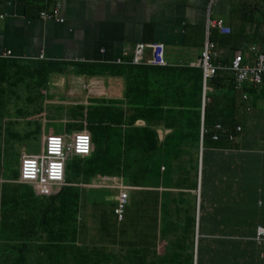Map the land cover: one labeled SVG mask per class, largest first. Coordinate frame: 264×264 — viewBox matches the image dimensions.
I'll use <instances>...</instances> for the list:
<instances>
[{"label": "crops", "instance_id": "crops-1", "mask_svg": "<svg viewBox=\"0 0 264 264\" xmlns=\"http://www.w3.org/2000/svg\"><path fill=\"white\" fill-rule=\"evenodd\" d=\"M52 2L0 0V53L9 51L8 59L18 61L118 64L119 60L120 64H127L136 44L157 42L163 45L168 66H197L205 38L207 0H59L61 24L37 16L39 11L48 10ZM237 6L243 7L248 19H240ZM208 18L221 20L224 30H228L221 34L210 29L208 39L214 32L229 37L217 45L212 43L218 56L212 64L227 65L221 61H230L236 52L242 54L244 62H251L248 48L264 47V0H217ZM148 58L149 50L144 49L142 59ZM72 71L67 68L62 74L50 75L49 91H43L44 102L51 98L62 104L65 115L67 108L87 105L91 100L122 99L121 78L86 77ZM250 105L251 111L244 107V112L251 113L249 117L259 123L251 128L248 123L247 128L264 146V103L257 100L252 109ZM135 125L142 126L143 122ZM155 131L161 138V129ZM260 155L261 162L251 160L240 170L236 152H229V182L238 187L240 173L248 178L264 175V150ZM199 156L200 149L196 188L192 190L132 188L120 176H95L85 184H77L75 238L69 245L83 248L85 253L91 248H103L116 256H147L149 260L151 256H168V264H264V237L259 243L254 240L256 227L264 229V206L257 200L258 189L251 190L254 200L245 206L234 200L227 202L221 197L226 175L205 174L200 198ZM20 184L32 186L38 195L35 185ZM53 190L50 187L47 196ZM120 190L127 193V204L118 221L112 208ZM164 190L168 191V205H164L166 209L160 216L163 206L157 204L158 193ZM134 201L136 204L132 205ZM130 206L134 214L140 215L134 216L132 223ZM69 256L77 255L71 252Z\"/></svg>", "mask_w": 264, "mask_h": 264}, {"label": "trees", "instance_id": "trees-1", "mask_svg": "<svg viewBox=\"0 0 264 264\" xmlns=\"http://www.w3.org/2000/svg\"><path fill=\"white\" fill-rule=\"evenodd\" d=\"M237 14L242 21L248 19L242 6H237ZM223 38L229 37L214 32L208 40L217 45ZM258 50L264 53V47ZM229 62L221 61L222 64ZM67 68L86 77L121 78L122 99L91 100L87 105L67 109L63 133H88L90 151L86 157L70 159L71 164L65 167L64 184L53 186L52 193L37 204L33 212L36 215L29 213L15 218L13 214L20 213L16 196L5 200L0 193V264H26L28 256H35L34 264H168V256H151V260L147 256L117 259L103 248H91L85 253L83 248L70 246L75 238L79 201L76 185L85 184L95 176H120L132 188L192 190L196 188L198 149L200 198L203 197V176L214 177L220 173L226 175L221 193L224 200L245 206L254 200L251 190L258 189L257 200L264 206V175L248 178L238 171V187L229 182V152H236L242 170L251 160L261 162L260 152L264 150L262 142L247 128L248 123L251 128L259 122L249 117L251 113L244 112L229 72L218 70L205 80L201 103L202 73L197 66L0 59V138L8 134L7 115L11 111L18 117L25 114V118L35 120L34 130L23 133L21 138L38 131L48 77L62 74ZM242 91L250 98L251 109L257 100L264 103V76L259 86H244ZM21 94L30 111L18 107ZM137 121L143 125L136 126ZM156 129H161V138ZM16 179L17 173L13 175V180ZM232 187L234 191L229 192ZM5 204L9 206L3 209ZM165 204L168 205V195ZM26 209L21 212L26 213ZM188 222L191 224L192 218ZM27 238L35 240L29 243ZM71 252L77 256H69ZM187 259L190 262V256Z\"/></svg>", "mask_w": 264, "mask_h": 264}, {"label": "built area", "instance_id": "built-area-1", "mask_svg": "<svg viewBox=\"0 0 264 264\" xmlns=\"http://www.w3.org/2000/svg\"><path fill=\"white\" fill-rule=\"evenodd\" d=\"M52 5L48 10H41L37 16L41 20L53 21L57 24L63 22L59 16V0H52ZM217 0H207L205 4V38L202 49L199 54L197 67L201 69L202 73V97L204 84L207 78H210L216 71H226L232 75L233 89L239 92L240 98L244 104L245 110L249 109V97L242 91L244 86L256 87L261 84L264 76V53L256 52L252 46L248 51L252 55L251 62H244L240 52L234 53L232 59L227 65L220 66L219 64H212L211 61L216 59L217 52L214 49L212 42L208 40V33L210 29L217 30L219 33H227L224 30L221 20H209L208 16L211 7ZM3 16L0 14V21ZM225 31V32H224ZM144 49L149 50V58L142 59V52ZM10 58V52L4 51L0 53V59ZM41 58V57H39ZM120 64L121 61L117 60ZM130 65H148L164 67L168 66L164 59V49L161 43H139L134 46L131 59L127 62ZM219 128V126H215ZM238 131V128H236ZM213 140L216 138L213 137ZM90 151V135L84 131L73 132L69 134L47 135L42 139L41 152L37 156H23L19 159L18 174L16 181L19 183L33 184L36 188L61 186L64 183V172L67 161L73 157H86ZM127 204V193L124 190L115 197L112 208L113 216L116 220H121L125 206ZM264 237V229L256 227L254 240L259 243Z\"/></svg>", "mask_w": 264, "mask_h": 264}, {"label": "rangeland", "instance_id": "rangeland-1", "mask_svg": "<svg viewBox=\"0 0 264 264\" xmlns=\"http://www.w3.org/2000/svg\"><path fill=\"white\" fill-rule=\"evenodd\" d=\"M49 81L50 80L48 78L47 85L44 87V90H46V92H48L50 88ZM23 97H25L24 94H21L20 98L22 100L18 102V107H21L24 111H30L31 108L27 107L26 104L23 102ZM45 102L42 103V117L38 120L39 129L36 133L32 134L27 138H21L23 133L34 130L35 120L33 118H25V114H22L20 117H18V115L15 114L14 111H11L10 116L7 115V117H9L7 118V121H9V125L6 124L8 134H6L5 136L2 135L0 138V193L2 194V198H5V200L16 196L15 201L18 203L20 213L17 212L13 214V216L17 219L21 218L22 214L30 213L32 215H36V213L33 212L37 204L41 200H44L45 197L47 198V192L50 191V187L36 188L38 195H35V191L32 186L29 187L27 185L17 183L13 180V175L16 173L18 174L19 159L21 157L29 155H39L42 148L43 137L47 135H60L64 132V110L66 108L63 110L62 104L60 106L51 98H47ZM30 120L32 121L30 122ZM18 136H20V138H17ZM71 160H68L67 164H71ZM158 194V206H163V210L160 216H163V211L166 209L164 205L168 193H166V191L164 190L159 192ZM134 204H136L135 201L132 205ZM6 206H9V204L2 205V208L6 209ZM131 207L132 206H130L129 209V218L130 222L132 223L134 216L137 217L140 215L137 213L134 214L133 209ZM24 208H27L26 213L21 212V210ZM160 219L165 220V218ZM145 220L147 219H141L140 221L145 222ZM34 240L35 238H30L28 239V242L32 243ZM113 255H115V253H113ZM117 257L119 256H116V258ZM34 258L35 256H28L26 264H34Z\"/></svg>", "mask_w": 264, "mask_h": 264}]
</instances>
